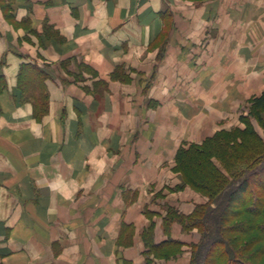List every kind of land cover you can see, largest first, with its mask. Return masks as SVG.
Returning a JSON list of instances; mask_svg holds the SVG:
<instances>
[{
  "label": "crops",
  "instance_id": "0c3cea01",
  "mask_svg": "<svg viewBox=\"0 0 264 264\" xmlns=\"http://www.w3.org/2000/svg\"><path fill=\"white\" fill-rule=\"evenodd\" d=\"M263 92L264 0H0V264H144L151 223L189 264L177 149Z\"/></svg>",
  "mask_w": 264,
  "mask_h": 264
},
{
  "label": "trees",
  "instance_id": "16d2710c",
  "mask_svg": "<svg viewBox=\"0 0 264 264\" xmlns=\"http://www.w3.org/2000/svg\"><path fill=\"white\" fill-rule=\"evenodd\" d=\"M37 77L43 79L44 74L36 67L26 66L18 73L22 99L35 102L36 116L47 111V92L43 89L31 98L24 88ZM240 121L243 127L221 128L199 143L183 141L177 149L174 169L181 178L177 188L188 185L208 199L188 215L172 208L164 217L167 230L176 220L183 230L198 231V240L188 244L189 264H264V92L248 100V113ZM142 240L144 264L182 251L183 243L172 238L155 243L152 223Z\"/></svg>",
  "mask_w": 264,
  "mask_h": 264
},
{
  "label": "rangeland",
  "instance_id": "374dc122",
  "mask_svg": "<svg viewBox=\"0 0 264 264\" xmlns=\"http://www.w3.org/2000/svg\"><path fill=\"white\" fill-rule=\"evenodd\" d=\"M260 95V94H259ZM254 96H257V95H253V96H251V97H254ZM250 97V98H251ZM250 98H247L246 99V101L244 102V105H243V107H241V109H239L238 110V112H237V124L236 125H232V126H230L229 128H231V127H234V126H239V127H243L244 126V124L240 121V116L241 115H246L247 113H248V100L250 99ZM251 122H252V124H253V126L255 127V129L257 130V132L259 133V134H263L262 133V129L260 128V126L257 124V122L252 118L251 119ZM221 128H224V127H221ZM220 128V129H221ZM229 128H225V129H229ZM219 130V129H218ZM217 131V130H216ZM215 131V132H216ZM210 136V135H209Z\"/></svg>",
  "mask_w": 264,
  "mask_h": 264
}]
</instances>
